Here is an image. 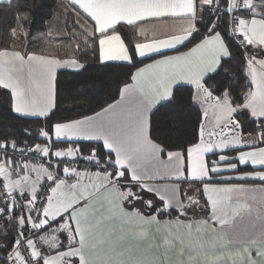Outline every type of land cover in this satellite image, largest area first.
<instances>
[{"label":"snow or ice","instance_id":"snow-or-ice-1","mask_svg":"<svg viewBox=\"0 0 264 264\" xmlns=\"http://www.w3.org/2000/svg\"><path fill=\"white\" fill-rule=\"evenodd\" d=\"M66 6L29 47L27 5L0 0V93L38 125L0 133V264H264V0ZM89 59L127 69L119 99L54 119L58 70ZM182 92L195 120L168 142L152 118Z\"/></svg>","mask_w":264,"mask_h":264},{"label":"trees","instance_id":"trees-1","mask_svg":"<svg viewBox=\"0 0 264 264\" xmlns=\"http://www.w3.org/2000/svg\"><path fill=\"white\" fill-rule=\"evenodd\" d=\"M58 1L20 0L22 5H27L26 10L30 13L32 20L31 24L25 21L26 26L30 28L29 47L42 46L40 40L31 39V33L46 30V23L51 19ZM23 10L22 8L21 11ZM12 22L11 13L7 16L0 14V46L9 43V25ZM68 27H71V21L68 22ZM128 35L130 34H126V41L130 45L139 39V37L128 39ZM70 40V37L63 39L60 55H64ZM126 79V68H103L92 63L91 59L88 60L86 71H58L56 82L58 110L54 119L91 115L100 111L118 99L119 89ZM184 95L186 94L183 92L178 94V99L172 106L161 109L152 118L154 135L168 142H175L176 139L191 132L190 125L195 120V114L189 111L179 98ZM37 127V124L31 123L28 119H16L15 114L9 110L8 97L0 93V133L10 130L16 134L25 128L35 130Z\"/></svg>","mask_w":264,"mask_h":264},{"label":"crops","instance_id":"crops-1","mask_svg":"<svg viewBox=\"0 0 264 264\" xmlns=\"http://www.w3.org/2000/svg\"><path fill=\"white\" fill-rule=\"evenodd\" d=\"M66 4H67V0H59L57 2L56 6H55V8L53 10V14H52L51 19L49 21H47V23H46V30L49 27H51L54 32H58V31H60V30H62L64 28L65 20H66L65 13H67L69 11V9L67 8ZM69 21H71V20L68 19L67 23ZM66 38H68V36L62 37V40L66 39ZM61 56H64V55H61ZM61 70H63V69H61ZM58 71H60V70H58ZM66 71H69V70H66ZM71 72H73V71H71ZM118 99H119V96H118ZM116 101H114L113 103H115ZM259 196H260V194H257V201L254 202L252 200H249L248 203L253 204L254 206H256L258 204V202H259ZM250 219H251V217L245 215L244 218L241 221H239V223L240 224H245ZM3 223H4L3 221H0V226H2ZM0 230H2V227H0Z\"/></svg>","mask_w":264,"mask_h":264}]
</instances>
